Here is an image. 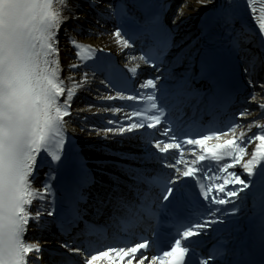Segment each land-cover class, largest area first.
Returning a JSON list of instances; mask_svg holds the SVG:
<instances>
[{
  "label": "snow or ice",
  "instance_id": "1",
  "mask_svg": "<svg viewBox=\"0 0 264 264\" xmlns=\"http://www.w3.org/2000/svg\"><path fill=\"white\" fill-rule=\"evenodd\" d=\"M193 13L194 39L182 34ZM85 36H107L126 60L118 71L105 64L123 86L105 76L95 98L131 103L74 107L98 77L87 63L114 55L107 45L80 42ZM237 66L251 85L243 100ZM189 125L201 131L189 135ZM81 137L102 141L87 146L127 163L96 159L87 167ZM125 141H135L136 151L110 147ZM157 156L172 173L164 186L149 171ZM193 186L204 212L177 229ZM257 207L264 216V7L257 12L254 0H0V264L101 257L190 264L193 256L195 264H264V233L257 242L239 223ZM111 222L123 225L127 242L110 237L96 246L101 241L90 234Z\"/></svg>",
  "mask_w": 264,
  "mask_h": 264
},
{
  "label": "bare ground",
  "instance_id": "2",
  "mask_svg": "<svg viewBox=\"0 0 264 264\" xmlns=\"http://www.w3.org/2000/svg\"><path fill=\"white\" fill-rule=\"evenodd\" d=\"M193 4H194V3H193ZM201 11H203V9H202ZM196 17H198V14L193 13V14H192V19H190V20L188 21V23H187V28H188L189 30H191V29H192V26L196 23V20H195ZM101 45H102V46L107 45V46L116 47V45L113 44L112 41H111L109 38H107V39H104V38H103V42H102ZM82 139H83V141H86L85 138H82ZM96 264H103V263H101L100 261H97Z\"/></svg>",
  "mask_w": 264,
  "mask_h": 264
}]
</instances>
